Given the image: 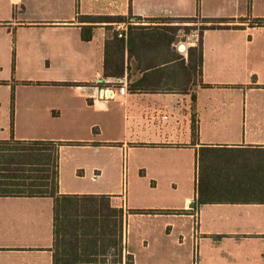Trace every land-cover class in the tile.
Segmentation results:
<instances>
[{"label":"crops","instance_id":"crops-1","mask_svg":"<svg viewBox=\"0 0 264 264\" xmlns=\"http://www.w3.org/2000/svg\"><path fill=\"white\" fill-rule=\"evenodd\" d=\"M135 17L214 25L202 31L201 73L188 64L195 30L128 52L127 27L123 75L105 76L113 24L141 25ZM254 19L264 0H0V71L13 81L0 80V141L61 143L59 194L93 197L110 229L122 213L118 261L85 264H264V27ZM117 81L126 93L104 100ZM52 232V198L0 197V264H52Z\"/></svg>","mask_w":264,"mask_h":264},{"label":"trees","instance_id":"trees-1","mask_svg":"<svg viewBox=\"0 0 264 264\" xmlns=\"http://www.w3.org/2000/svg\"><path fill=\"white\" fill-rule=\"evenodd\" d=\"M191 20L192 18H179ZM120 22L121 17L111 18ZM138 25L132 27L128 21L127 46L134 40L140 44L162 45L169 47L174 36L165 32L164 27L143 26L139 17H135ZM158 21L161 19H151ZM203 22H206L203 20ZM251 26L264 27V19H254ZM216 28L214 25L204 26L197 38L196 45L188 49L189 68L201 73L202 65V31ZM87 30V31H86ZM83 30V40L90 39L89 29ZM117 37V34H114ZM124 39L117 38L113 44L115 60L107 64L105 57L104 75L120 78L123 75ZM194 65H192V61ZM191 61V62H190ZM194 101V96L192 97ZM197 133L192 124V135ZM61 143L50 141H16L13 139L0 141V197H48L53 199V244L52 264H85L105 263L111 252L113 263L118 261L121 252V211L113 210L118 218V225L113 222L111 229L106 224V216L101 206L93 202L91 196L60 195L58 190L59 146ZM213 202V201H210ZM197 203H206L198 192ZM138 212V211H135ZM100 252V254L98 253ZM125 264H132L126 261Z\"/></svg>","mask_w":264,"mask_h":264},{"label":"rangeland","instance_id":"rangeland-1","mask_svg":"<svg viewBox=\"0 0 264 264\" xmlns=\"http://www.w3.org/2000/svg\"><path fill=\"white\" fill-rule=\"evenodd\" d=\"M153 23H157L161 26H163V29H166L165 32L169 33L170 35L174 36V42L185 41L186 37L190 35V33L195 30V35H197L200 32V30L204 27V22L201 19L194 18L191 20H185V19H161L158 21H153ZM176 44V43H175ZM55 73H52V76L54 77ZM0 80H9V82L12 85V79H11V72H4L0 71ZM119 171V188L121 187L122 192L124 193L127 187V168L126 165L123 163L119 165L118 167ZM129 182V181H128ZM98 259L102 258L107 261H113V257L110 255H107L105 257H97Z\"/></svg>","mask_w":264,"mask_h":264},{"label":"built area","instance_id":"built-area-1","mask_svg":"<svg viewBox=\"0 0 264 264\" xmlns=\"http://www.w3.org/2000/svg\"><path fill=\"white\" fill-rule=\"evenodd\" d=\"M130 23H116L113 24L115 31L118 33V38H122V33L125 32L127 30V27ZM118 85V86H117ZM116 92L119 95H124L126 93V87L125 84L123 83V81H117L116 87H111L108 90H106V94L104 95L103 99L104 100H109V99H113L115 97ZM164 119L166 117H163Z\"/></svg>","mask_w":264,"mask_h":264}]
</instances>
